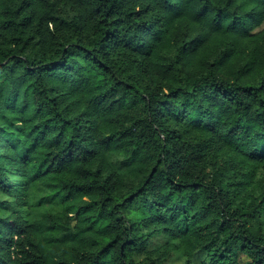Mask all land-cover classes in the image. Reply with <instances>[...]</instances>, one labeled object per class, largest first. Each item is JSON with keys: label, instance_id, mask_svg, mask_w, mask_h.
I'll use <instances>...</instances> for the list:
<instances>
[{"label": "trees", "instance_id": "obj_1", "mask_svg": "<svg viewBox=\"0 0 264 264\" xmlns=\"http://www.w3.org/2000/svg\"><path fill=\"white\" fill-rule=\"evenodd\" d=\"M202 254L264 264V0H0V264Z\"/></svg>", "mask_w": 264, "mask_h": 264}, {"label": "rangeland", "instance_id": "obj_2", "mask_svg": "<svg viewBox=\"0 0 264 264\" xmlns=\"http://www.w3.org/2000/svg\"><path fill=\"white\" fill-rule=\"evenodd\" d=\"M3 198V197H2ZM164 240L161 237L155 238L154 240H152L151 242V246L154 247L160 243H162ZM204 259V255H198L195 259L193 264H200V262ZM171 262H174L175 264H181V261L178 260L176 257H172Z\"/></svg>", "mask_w": 264, "mask_h": 264}]
</instances>
